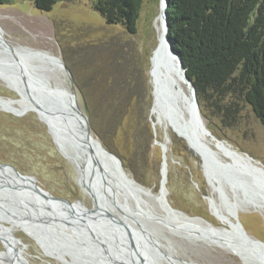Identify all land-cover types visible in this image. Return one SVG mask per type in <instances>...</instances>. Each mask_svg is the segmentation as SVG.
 I'll use <instances>...</instances> for the list:
<instances>
[{
    "label": "water",
    "instance_id": "water-1",
    "mask_svg": "<svg viewBox=\"0 0 264 264\" xmlns=\"http://www.w3.org/2000/svg\"><path fill=\"white\" fill-rule=\"evenodd\" d=\"M167 8L168 1L164 0L160 16L163 15L166 22V45L160 51V58L165 63H170L172 56L177 59L190 92L184 99L188 117L180 123V131H173L200 156L208 181L234 220L228 222V226H216L203 217L189 216L171 205L167 197L169 135H166L167 142L156 141L162 149L159 192L147 188L148 196L154 198L163 211L155 212L152 205L142 201V189L146 187L130 176L120 156L104 146L93 133L88 108L85 106L83 110L79 105L74 78L64 62L63 68L70 75V88H53L49 77L38 73L37 67L29 61L30 56H41L42 52L31 50L21 54L19 50L28 48L13 46L0 25V73L10 79L6 85L20 96H0V100L21 102L18 111L7 107L0 109L18 116L31 110L40 119L41 111L53 121L56 131L48 129L57 146L60 140L82 152L84 164H77L78 182L93 200V206L89 207L81 199L72 201L57 197L39 185L35 176L0 162V227L11 236L19 254L26 245L14 233L13 225L22 222L35 233V240L47 256L54 257L56 253L62 261L68 260L72 264H193L178 257L170 244L163 243L156 228L158 225L174 234L218 244L247 264H264V241L248 233L236 215L237 203L231 202L226 193L228 187L246 201H264V165L233 148L209 128L195 83L188 76L183 58L174 49L169 36ZM151 83V112L158 105L173 121L181 122L182 117L174 108L178 96L170 82L154 76ZM62 105L67 106L66 110ZM156 123L158 119L153 121V126ZM218 149H223L226 156L231 152L229 160H224ZM208 200L214 214L225 223L214 199L208 197ZM23 261L30 264L26 258Z\"/></svg>",
    "mask_w": 264,
    "mask_h": 264
},
{
    "label": "rangeland",
    "instance_id": "rangeland-1",
    "mask_svg": "<svg viewBox=\"0 0 264 264\" xmlns=\"http://www.w3.org/2000/svg\"><path fill=\"white\" fill-rule=\"evenodd\" d=\"M161 8L162 0H145L138 30L134 34L122 26L107 25L89 0L60 2L52 11H40L30 1L14 2L0 7V25L13 46L28 48H18L21 54L33 50L63 60L74 78L79 105L85 110L86 104L80 95L81 87L88 94L95 93L97 88L90 83L93 73L105 72L108 67L110 72V65L114 61L115 68L125 72H133L136 66H140L152 95L151 62L153 48L159 41L156 22L162 16ZM118 59L122 63H118ZM29 61L37 67L38 73H46L52 80L66 77L62 87L70 88V75L63 66L61 69H49V62L40 55L30 56ZM76 80L79 85H76ZM0 96L20 97L1 79ZM152 104L150 96L140 112L134 103L127 117L117 123L102 112L91 124L93 133L109 150L126 157L133 168L129 172L130 176L143 184L146 190L151 188L154 193L159 192L162 162V149L156 141L167 142L166 135H169V202L189 216L203 217L216 226H228L227 223L232 222L234 216L220 214L223 223L214 214L208 197L213 198L223 211L226 212V209L219 193L204 173L200 156L188 145L187 152L182 144L173 147L171 137L176 134L158 105L151 112ZM157 119L158 123L153 126V121ZM206 122L210 123L217 137L264 165V125L249 105L242 103L240 112L230 123H224L220 117L211 114ZM137 132L140 140L134 138ZM136 144L144 149L138 151ZM148 148L149 155L146 156L144 152ZM218 151L224 160H229L228 156H224L223 149ZM145 157L149 159V164L145 163ZM0 162L14 165L23 174L35 176L39 185L57 197L70 198L72 201L81 199L87 206H93L91 196L78 182L77 164L62 154L48 126L35 111L30 110L18 116L0 109ZM226 193L231 202L237 203L236 215L245 224L248 233L264 241V201H246L240 193L228 187ZM142 198L152 205L155 212H163L154 198L144 193ZM13 227L16 236L26 245L25 248L21 247L23 251L20 255L30 264H62L58 259L47 256L32 236L18 226ZM156 228L164 244H170L178 257L193 264H247L238 255L217 244L174 234L158 225ZM11 250L17 252L11 236L0 231V253H9ZM0 264L10 263L0 258Z\"/></svg>",
    "mask_w": 264,
    "mask_h": 264
},
{
    "label": "trees",
    "instance_id": "trees-1",
    "mask_svg": "<svg viewBox=\"0 0 264 264\" xmlns=\"http://www.w3.org/2000/svg\"><path fill=\"white\" fill-rule=\"evenodd\" d=\"M22 1L32 2L40 11H52L58 3L70 0H0V7ZM89 1L107 25L137 33L145 0ZM167 1L169 36L195 83L204 116L210 119L211 114L230 123L244 103L264 125V0ZM118 63L122 61L118 59ZM110 67V72L108 67L105 72L93 73L90 83L97 88L95 93L80 89L91 124L102 112L115 123L121 122L134 103L141 112L152 96L140 66L125 72L117 70L114 61ZM208 126L212 128L210 123ZM139 137L137 132L134 138ZM171 139L173 147L182 144L189 151L183 139L176 135ZM136 147L138 151L144 149L138 144ZM116 154L128 172L133 170L126 157ZM144 161L149 164L148 158Z\"/></svg>",
    "mask_w": 264,
    "mask_h": 264
},
{
    "label": "bare ground",
    "instance_id": "bare-ground-1",
    "mask_svg": "<svg viewBox=\"0 0 264 264\" xmlns=\"http://www.w3.org/2000/svg\"><path fill=\"white\" fill-rule=\"evenodd\" d=\"M163 6H164V0H162V7ZM156 25H157V30L159 33V41L158 42L156 41V44L153 48L154 52L152 53L151 72L154 74V75H152V82H154V76H158L159 78L166 79L170 82V85L172 86L173 91L177 94L178 97L175 100L174 108H176L179 111V114L182 117L181 122L176 123L171 118H169V116L166 115L160 107L159 108H160L161 114L166 118L169 125L173 129L180 131V123H184L188 117V113L186 112V108H185L184 99H185V97L190 96V92L188 90L187 84L184 82L182 74L180 73V69H179L177 59L174 56H172L170 63H165L160 58V51H162V49L166 45V43H165L166 42L165 41L166 22H165V18L163 15L157 20ZM41 56L44 57V59H46L49 62L48 66H47L49 69H55V68L61 69L62 68L63 61L59 60L56 56L47 57V56L43 55L42 53H41ZM45 75L47 77H49L53 88L54 87L55 88H62V84L64 83L66 77L63 79L59 78V79L52 80L48 74L45 73ZM4 76H6V75L0 73V79L3 80L5 83H7V82L10 83V79H8V77H4ZM19 103H21V102L17 101V102L9 103L7 101L0 100V107H7V108L13 109L15 111H18L21 109V106L19 105ZM62 106L64 109H65V107H67L66 105H62ZM153 111H154V109H153ZM39 115H40L42 121L48 127H50L51 130L56 131V129L53 127V121H50L48 119V117L41 111L39 112ZM58 147H59L60 151L62 152V154L66 158H68L69 160L74 162L75 164H80V165L84 164V162H83L84 156L79 149H74L72 146H69V145L63 143L60 140H58ZM228 155L230 156L231 152H229ZM224 156H226V155H224ZM142 190H143L144 194H148V190H146L145 188ZM143 193H141V198H142ZM142 201H144L143 198H142ZM255 202H257V201H255ZM139 206H141L143 208L141 203ZM216 207L220 210V211H218L219 214L227 213V212L223 211L222 208H220V206L217 203H216ZM227 214H229V213H227ZM13 226H18L22 230L28 231L29 235L32 236L33 238L34 237L37 238L35 233L22 222H17V224H15ZM0 231H4L3 228H0ZM221 244H223V243H221ZM54 257H56V259H58L60 262H62V264H72V262L68 261V260L62 261L63 258L60 259L56 253L54 254ZM0 258L4 259L5 261H8L10 264H24V261H23L24 257L21 256L19 253L17 254V252H15L13 250H11L9 253H0Z\"/></svg>",
    "mask_w": 264,
    "mask_h": 264
}]
</instances>
